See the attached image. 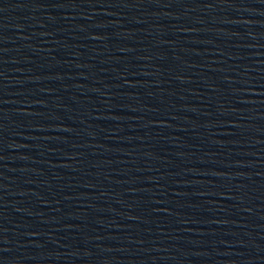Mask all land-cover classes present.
Here are the masks:
<instances>
[{
	"label": "water",
	"instance_id": "water-1",
	"mask_svg": "<svg viewBox=\"0 0 264 264\" xmlns=\"http://www.w3.org/2000/svg\"><path fill=\"white\" fill-rule=\"evenodd\" d=\"M0 264H264V0H0Z\"/></svg>",
	"mask_w": 264,
	"mask_h": 264
}]
</instances>
